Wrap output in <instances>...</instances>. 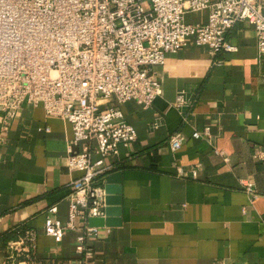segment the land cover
<instances>
[{
    "label": "crops",
    "instance_id": "1",
    "mask_svg": "<svg viewBox=\"0 0 264 264\" xmlns=\"http://www.w3.org/2000/svg\"><path fill=\"white\" fill-rule=\"evenodd\" d=\"M227 38L236 50L220 55V64L196 46L166 54L153 68L162 94L150 107L110 103L136 139L119 146L112 169L101 176L120 186L121 224L87 238L93 264H264V157H254L264 144V59L247 22L236 23ZM181 90L195 97L190 108L173 105ZM205 126L209 137H192ZM173 132L184 137L175 151L168 144ZM71 139V125L46 118L40 105L24 103L6 128L0 112V263L23 226L37 232V257H76L78 229L67 230L58 243L43 232L49 206L65 222L69 184L81 175L67 166ZM178 166L186 177L176 176ZM242 179L253 183V200Z\"/></svg>",
    "mask_w": 264,
    "mask_h": 264
},
{
    "label": "built area",
    "instance_id": "2",
    "mask_svg": "<svg viewBox=\"0 0 264 264\" xmlns=\"http://www.w3.org/2000/svg\"><path fill=\"white\" fill-rule=\"evenodd\" d=\"M199 12H206L204 22H185L186 13ZM240 21L253 27L264 59V0H0L2 123L6 128L24 103L40 105L46 118L68 122L67 166L81 172L69 184L65 222L56 217L55 205L46 209L43 221L44 234L56 243L67 230L78 229L76 257H37V232L23 226L6 243L0 264H93L86 240L98 236L100 228L109 232L87 222L105 218L101 176L112 169L110 159L118 156L119 146L136 139L134 127L110 103L150 107L162 94L153 68L182 48H205L212 64H220V55L236 50L227 34ZM194 102L181 90L173 105L190 108ZM38 130L49 132L48 127ZM209 136L208 126L192 132L195 139ZM183 141L180 132L168 137L172 151ZM213 151L227 160L222 151ZM254 157H264V144ZM190 175L196 178L197 169ZM176 176L186 173L178 166ZM240 185L250 200L258 196L251 181L242 179Z\"/></svg>",
    "mask_w": 264,
    "mask_h": 264
},
{
    "label": "water",
    "instance_id": "3",
    "mask_svg": "<svg viewBox=\"0 0 264 264\" xmlns=\"http://www.w3.org/2000/svg\"><path fill=\"white\" fill-rule=\"evenodd\" d=\"M105 197V218H89V226L93 227H118L121 224V189L116 183L103 184Z\"/></svg>",
    "mask_w": 264,
    "mask_h": 264
},
{
    "label": "rangeland",
    "instance_id": "4",
    "mask_svg": "<svg viewBox=\"0 0 264 264\" xmlns=\"http://www.w3.org/2000/svg\"><path fill=\"white\" fill-rule=\"evenodd\" d=\"M198 16H201V17H204V21L206 19V12H199V13H186L185 16H184V20L185 22L187 23H196V17ZM203 21V22H204Z\"/></svg>",
    "mask_w": 264,
    "mask_h": 264
}]
</instances>
